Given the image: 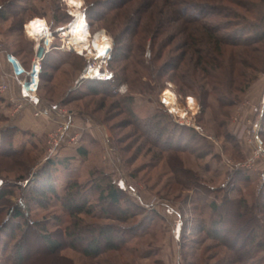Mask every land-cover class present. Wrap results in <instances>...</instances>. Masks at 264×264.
Masks as SVG:
<instances>
[{"label":"rangeland","instance_id":"obj_1","mask_svg":"<svg viewBox=\"0 0 264 264\" xmlns=\"http://www.w3.org/2000/svg\"><path fill=\"white\" fill-rule=\"evenodd\" d=\"M81 1L86 16L88 5L105 12L111 5L119 6L104 22L93 24L95 30L90 26L92 35L99 31L102 33L101 38L97 39L98 33L92 40V47L89 46V35L80 41L65 28L72 21L70 12L76 17L83 14L77 9ZM170 1L174 0H0V7L9 11L18 9L23 20L22 34L14 32V35L10 31L12 21L0 22V90L3 85L9 90L8 80L13 79L9 73L7 55H13L26 70L30 69L35 43L27 38L23 26L34 17L45 19L54 32L65 28L62 31L65 41L73 44L77 51L87 49L92 54L93 48L97 51L99 45L111 41V58L106 69L111 73V79L122 76L129 81L113 89L116 97H88L84 94L88 83L79 84V79L89 58L58 51L54 55L60 63L58 69L53 71V77L40 84L37 92L39 107L46 114L36 117L32 114L33 109L30 116L27 107L31 105L15 103L13 96L6 95L4 98L0 95V99H3L0 103V189L8 188L13 193L9 197L8 209L22 207L26 219L46 225L47 233L52 236L58 233L62 235V243L66 247L61 251L63 258L60 260L43 255L36 245L31 246L28 264H233L230 258L232 252L211 239L208 233L220 217V213L217 211L216 214L214 207L210 206L213 203L222 207L226 200L240 198L252 207L261 202L259 192L264 187V43L252 47L258 49L254 54L258 53L256 55L263 60L250 62L251 68L247 69L253 79L250 86L243 92L231 93L227 107H221L214 98L216 95L212 94L209 106L202 110L199 95L190 92L183 95L179 87L166 78L161 82L156 80L155 66H162L174 49L185 48L186 42H183L184 36L180 33L192 26L170 13ZM181 1L189 3L187 9L195 12L202 2L218 3L224 8L230 7L234 12L239 11L242 21L231 17L226 18L228 21H214L226 24L221 35H233V38L239 35L245 39L250 37L245 32L249 24L256 23L253 7L264 0ZM73 7L76 8L74 11ZM55 13L62 19L61 23H55ZM118 14L149 27L158 26L164 18L169 20L166 33L145 37V44L139 51L136 50L135 58L125 66L124 73L119 64L110 65L116 54L117 40L123 41L116 27L118 22L113 17ZM118 21L126 22L124 17ZM37 22L46 27L43 21L36 19V22L27 24V30ZM193 25L196 26L194 22ZM44 28L41 27L40 31ZM45 37L51 39L46 32ZM141 37L136 38L137 44L142 43ZM54 44L61 45V39L56 37ZM200 48L207 51L212 47L200 44ZM158 50L163 58L153 64L154 54ZM137 61L148 69L137 66ZM167 90L177 97L176 104L182 110V116H186L189 105L188 117L182 120L186 123H179V114L171 115L168 107L162 103V94ZM168 94L164 100L172 104ZM17 106L22 111L20 114L30 116L24 122L16 120L17 116L12 118L10 113L7 114L6 110H15ZM166 115H170V118ZM129 116L151 132L154 129L150 127L161 119L174 136L169 141L160 139V146L170 142L180 147L177 156L182 163L168 162L167 154L160 153L135 126L129 124ZM12 127L18 130L15 135L9 131ZM61 128L65 129L58 135V144L50 152V143H55V136ZM155 137L151 136L153 139ZM257 138L263 152L259 149ZM18 147L22 148L20 151L24 154L10 156ZM80 147L88 150L87 156L78 154ZM60 159L68 162V167L59 164ZM51 160L55 162V168H49L48 162ZM175 164L176 169L185 167L186 172L189 170L198 177L196 186L190 187L186 176H181L182 183H178L172 171ZM239 172L242 176L237 174ZM48 174L58 188L69 181H76L82 196L77 199L85 198L97 217H102V205L95 193L99 178L109 177L113 184L122 180L126 186L135 189L134 193L126 192L125 200L121 203L132 215L128 222L83 218L84 229L112 226L120 230L123 240L118 250L105 252L98 258L86 257L83 254L84 245L89 241L84 237L88 236L86 234L83 235V242L77 243V250L68 247L72 241L65 238L63 231L71 224V219L64 212L62 202L50 198L49 203L38 206L29 199L31 187L38 184L36 175L47 178ZM236 177L241 179L240 182ZM8 209L0 215V224L7 219ZM257 213L262 228L257 233L256 244H248L252 250L249 264H264V247H257L259 239H264V217L259 210ZM228 227V221H221V231H226ZM226 234L234 236L238 231L232 230ZM32 239H38V235ZM2 258L0 252V260Z\"/></svg>","mask_w":264,"mask_h":264},{"label":"trees","instance_id":"obj_2","mask_svg":"<svg viewBox=\"0 0 264 264\" xmlns=\"http://www.w3.org/2000/svg\"><path fill=\"white\" fill-rule=\"evenodd\" d=\"M172 6L170 13L180 20L191 23V27L181 30L183 35V42H186L185 48L178 47V50L169 53L168 59L165 63L156 68L157 82L163 81L166 78L167 81L175 83L183 95H187L188 92L197 94L200 97V104L202 110L209 106V98L212 94H215V100L218 101L221 107H227L228 97L233 92H243L251 84L253 80L247 73V69L250 67L251 61L263 60L260 55L254 54L258 49H252L254 46H258L264 43V12L260 9H264V1H260L259 5L253 7V13L256 16V23L250 25L245 32L250 37L245 38L243 36L235 35H221V32L225 30L226 24L221 23L226 18H236L242 21V15L239 11L234 12L230 7L224 8L218 3H206L199 4L200 9L190 11L187 9L189 3L184 1L174 0L169 3ZM103 7V6H102ZM118 5H111L105 11H97L95 7L88 5L86 7L87 19L90 26L95 30L93 24L104 22L109 14L116 10ZM262 9V10H263ZM189 11V12H188ZM113 14V13H112ZM117 23V29L123 36V41L117 40L116 42V54L111 59L110 65L119 64V68L124 73L126 65L134 59L133 56L136 50H140L145 44V37L149 34L161 35L166 33L169 29V20L163 19L158 26H144L142 22H137L131 18L124 17L126 22L120 23L118 21L120 15H113ZM20 18V20H19ZM53 18L56 20V24L61 23L62 19L55 13ZM245 18V17H243ZM219 20L220 22H215ZM12 21L10 31L12 35L14 32L22 31L23 20L21 13L16 9L15 11H9L5 7H0V22ZM142 21V18H141ZM246 20H243V22ZM196 24L194 27L193 25ZM113 23L116 24L113 20ZM120 23V26H119ZM220 24V25H218ZM241 24V23H240ZM44 28L43 25H41ZM192 28V29H191ZM10 33V32H9ZM22 34V33H21ZM246 34V33H245ZM102 33L97 35V39L101 38ZM142 35V43H136V38ZM126 37V38H125ZM127 41V42H125ZM200 44L204 47H212L209 50H203L200 48ZM230 48V49H227ZM238 49V50H237ZM20 50V49H19ZM59 50H53L48 53L43 62V72L41 75V83L46 82L50 77H53V71L58 69L59 62L54 58L55 53ZM18 55V54H16ZM137 58V57H136ZM163 58V54L158 50L154 54V61H159ZM191 63V64H190ZM137 66L145 67L141 61L136 62ZM88 84L86 87L87 92L84 93L88 97L96 96H107L116 97L113 93L117 86L120 84L128 83V78L115 76L109 81H86ZM115 86V87H114ZM84 95V96H85ZM76 96L75 94L73 95ZM3 99H0V103ZM68 103V102H67ZM170 118V115H166ZM129 124L137 128V131L142 133L146 140L160 153H165L168 156V162L181 164V159L177 156L181 149L178 146L171 145L170 142L165 144L163 147L160 146V139L170 140L174 136L173 132L168 129L167 126L163 125V121L159 119L155 125L150 127L152 130H148L145 127H141L139 121L128 117ZM10 133L16 134L17 129L13 127L9 130ZM151 136H156L153 139ZM168 138V139H167ZM264 143V134H263ZM10 156H20L24 154L22 148L14 149ZM80 156H87L88 150L84 147L78 149ZM174 154V155H173ZM59 164H63L68 167V162L59 160ZM49 168H55L53 160L48 162ZM177 163V164H178ZM175 164L172 168L178 183L181 184V176H186L190 187L196 186L199 182L198 177L192 174L189 170L186 172V168L183 167L180 170L176 169ZM52 172V171H51ZM190 173V176L188 175ZM46 175L45 173H43ZM238 175L242 174L239 172ZM42 176V177H41ZM36 175L37 185L31 187L29 199L38 206L49 203L50 198H55L63 204V210L66 212L71 219V224L66 228L65 238L72 241L68 247L76 249L77 243L83 242V235L88 238V242L84 245L83 254L86 257L98 258L102 254L108 251H116L120 248V242L123 240V235L120 230L112 226H100L84 229L85 220L83 218H108L113 221L125 223L128 222L132 215L129 209L124 208L121 203L125 200L127 195L126 192L119 189L116 184H113L109 177L99 178L95 187L98 201L102 205V217H97L94 213V209L88 204L85 198H81V188L75 181L67 182L62 188H58L56 183L53 181L51 175H47V178L43 175ZM42 178V180H41ZM236 180L240 182V178L236 177ZM242 180L244 178L242 177ZM181 183H180V182ZM264 186V185H263ZM11 189L4 188L0 189V215L9 207V197L12 195ZM63 194V196H62ZM259 198L261 202L257 205L250 206L245 200H226L223 205L224 208L218 207L217 205L211 204L210 207H214L216 214L217 211L220 213L219 221H215L213 226L208 233L211 239L215 240L219 245L225 246L229 251L232 252L231 262L233 264H249L252 259L249 248V243H255L257 241V233L260 231L261 221H259V210L260 214L264 217V187L259 192ZM106 205V206H103ZM7 219L0 224V252L3 258L0 260V264H28L31 258V246L36 245L42 252L47 256H52L56 259H62L60 255L61 251L66 248L62 243V235H53L47 233L46 225L40 224L39 221H30L26 219V214L22 210V207L9 208L6 212ZM221 221H228L230 227L226 231H221L219 226ZM90 227V226H89ZM232 230H237L238 234L234 236H228L226 233ZM88 233V234H87ZM38 239H32L37 236ZM238 245V247H237ZM264 247V239H259L257 247ZM256 247V248H257ZM77 250V249H76Z\"/></svg>","mask_w":264,"mask_h":264},{"label":"built area","instance_id":"obj_3","mask_svg":"<svg viewBox=\"0 0 264 264\" xmlns=\"http://www.w3.org/2000/svg\"><path fill=\"white\" fill-rule=\"evenodd\" d=\"M80 9L84 13L85 20L88 23V28H89V32H90V24H89V21L87 19L85 10L83 9V6ZM70 14L72 16V21L65 28H67L75 19V16L72 14V12H70ZM35 18H38V17L32 18L31 20H29L28 23L31 24L32 21ZM40 19H43V18H40ZM27 24H25L23 26L25 35L27 36V38L31 39L35 43L34 44L35 45V50H34V55H33V58H32L30 69L26 70L24 68L22 62H20L13 55H7L6 59H7L8 65L10 66L11 77L16 81L17 86L19 88L20 101L22 103L25 102V103L35 107V111L33 113L34 116L40 117V116H43L44 114H46L43 110H41L39 108V98L37 96V92H38V89H39V86H40V83H41V75H42V72H43V62L45 60L46 55L48 53H50L51 51H53V50L67 51L69 53H76V54H78L80 56L89 58L88 64L86 65L85 70L83 71L82 75L80 76L79 84L84 83L86 81H94V80H96V81L105 82V81L111 80L112 75L106 69V66H107V64H108V62H109V60L111 58V52H112V43H111V41H110L111 48L108 50L107 54L104 57H100L99 58L97 55L95 56V54H93V53L89 54L87 49H84V52H79L73 46H70L68 41H65L66 39L63 36L64 33H62L63 29H65V28H60V29L56 30V32H54V31L51 30V27L46 22L47 29L54 35L53 38L49 40L47 38H42L43 36L41 38L32 36L27 31ZM98 33L92 35L91 32H90L89 39L90 40H94L95 36ZM55 34H57V36H55ZM56 37L61 39V45H55L54 44V41L56 40ZM107 38L110 40V38L108 36H107ZM91 69H99L100 75H97V76L90 75L89 71ZM6 89H7V86L3 85V87H1L0 91L3 92ZM168 92H171V91L167 90V91H165L162 94V97H161L162 103L165 104L168 107L169 113L171 115H173V113L177 114V115L179 114L178 115L179 119H180L179 123H181V124L182 123H186V122H184L182 120H185L188 117V114H189L190 111L187 110V108L189 107V105L187 104L188 106L186 108V116L185 117L182 116L180 113H177L164 100V98L166 97V94ZM174 96H175V94H174ZM188 99H192V98H188ZM175 103H178V99H177L176 96H175ZM19 106H23V104H20ZM18 109H20V108L17 106V110ZM64 129L65 128H63V130ZM63 130L61 128V131H58V133L56 134L55 143H50V152H52L54 147L57 146L58 142L56 140L59 138V136L61 135V132ZM258 146H259L260 151L263 152L262 148H261V142L259 141V139H258ZM116 184L119 187V189L123 190L124 192H129L130 194L135 192V189L133 187L128 186V185L126 186L125 182L122 181V180L116 181Z\"/></svg>","mask_w":264,"mask_h":264},{"label":"bare ground","instance_id":"obj_4","mask_svg":"<svg viewBox=\"0 0 264 264\" xmlns=\"http://www.w3.org/2000/svg\"><path fill=\"white\" fill-rule=\"evenodd\" d=\"M81 7H82V1H81L80 7L77 8V9L79 10V12L83 13L82 10L80 9ZM72 9L74 11L76 8L73 7ZM72 14L74 15V13H72ZM83 14L82 15H79L78 17H76L74 15L75 16L74 21L66 28L68 30V33L69 34L74 35L75 39L80 40V41H84L85 39H87L88 35H90L89 28H88V23L85 20V16ZM36 19H38V18H35L32 22H36ZM40 20L43 21L45 23V25H46V21L44 19H40ZM28 29H29V30H27L28 33H30L34 37L41 38L43 36L42 38H47V37H45V32L51 36V39L54 36L46 27L44 28V30L42 32L41 31H37L36 29L33 30V28L30 27V26L28 27ZM103 42L104 41L100 42V44H102ZM91 44H92V40L89 39V46L90 47H92ZM69 45L70 46H73V44H69ZM110 45H111V43L104 42L102 45H99L98 46L97 51H95L94 48L92 49L93 50V54H94V52H96L95 56L97 55L99 58L100 57H104L107 54L108 50L111 48ZM79 52H84V50L79 51ZM88 53L91 54L89 51H88ZM89 74L90 75H93V76H97V75H100V72H99V69H91L89 71ZM168 97H169L170 101L172 102V104H169V103H167V104L173 110H175L177 113H180L182 115V110H180L179 109V105H176V103H175V96H174V94L171 93V92H169ZM190 103H192V101H190Z\"/></svg>","mask_w":264,"mask_h":264},{"label":"crops","instance_id":"obj_5","mask_svg":"<svg viewBox=\"0 0 264 264\" xmlns=\"http://www.w3.org/2000/svg\"><path fill=\"white\" fill-rule=\"evenodd\" d=\"M1 56H3V53H2V55ZM8 67H9V73H10V66L8 65ZM8 67H7V69H8ZM11 78V77H10ZM41 84V83H40ZM8 85H9V90H5V91H0V95L2 96L3 95V97L4 98H6V95H9V96H13L12 98H15L16 99V101L14 100V102L15 103H21V101H20V97H19V90H18V87H17V84H16V82L14 81V79H9L8 80ZM8 102V101H7ZM9 103V102H8ZM57 106V105H56ZM54 107L55 106H53L52 108L54 109ZM39 108H41V107H39ZM51 108V109H52ZM59 108H60V106H59ZM27 109L29 110L28 111V113L30 114V116H31V113H32V111H33V109H35V107H33V106H28L27 107ZM42 109V108H41ZM7 111V114H9V115H11L12 116V118H14V116L16 117L15 119L17 120L18 119V121H21L22 120V122H24L25 120H26V118H28V117H30V116H28V114L27 113H23V114H20L22 111L21 110H17V108H15V110H14V108H13V110L12 109H8V110H6ZM14 112V113H13ZM13 114V115H12ZM33 114V113H32ZM50 131H52V130H50Z\"/></svg>","mask_w":264,"mask_h":264},{"label":"clouds","instance_id":"obj_6","mask_svg":"<svg viewBox=\"0 0 264 264\" xmlns=\"http://www.w3.org/2000/svg\"><path fill=\"white\" fill-rule=\"evenodd\" d=\"M31 27L34 28V29H36L37 31H40L42 26L39 25V23L37 22L35 24H32Z\"/></svg>","mask_w":264,"mask_h":264}]
</instances>
